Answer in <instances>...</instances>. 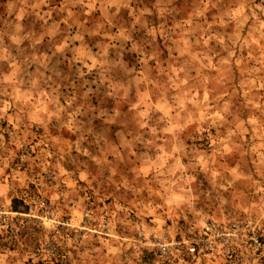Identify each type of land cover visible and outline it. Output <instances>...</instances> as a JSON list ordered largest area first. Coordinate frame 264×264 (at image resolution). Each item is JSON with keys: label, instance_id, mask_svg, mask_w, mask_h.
Here are the masks:
<instances>
[{"label": "rangeland", "instance_id": "rangeland-1", "mask_svg": "<svg viewBox=\"0 0 264 264\" xmlns=\"http://www.w3.org/2000/svg\"><path fill=\"white\" fill-rule=\"evenodd\" d=\"M0 264H264V0H0Z\"/></svg>", "mask_w": 264, "mask_h": 264}, {"label": "built area", "instance_id": "built-area-1", "mask_svg": "<svg viewBox=\"0 0 264 264\" xmlns=\"http://www.w3.org/2000/svg\"><path fill=\"white\" fill-rule=\"evenodd\" d=\"M160 251L162 254L166 253V248L164 246H160ZM188 254L191 257H195V255H197L199 253L198 249L196 248L195 244H191L188 248H187Z\"/></svg>", "mask_w": 264, "mask_h": 264}]
</instances>
